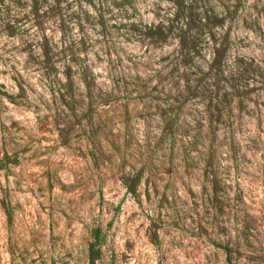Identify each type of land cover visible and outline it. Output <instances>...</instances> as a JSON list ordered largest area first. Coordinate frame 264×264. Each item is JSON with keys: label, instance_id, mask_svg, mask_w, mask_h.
<instances>
[{"label": "rangeland", "instance_id": "rangeland-1", "mask_svg": "<svg viewBox=\"0 0 264 264\" xmlns=\"http://www.w3.org/2000/svg\"><path fill=\"white\" fill-rule=\"evenodd\" d=\"M170 9L0 0V264H264V0L230 31L255 74L212 141L205 101L173 96L202 65L135 36Z\"/></svg>", "mask_w": 264, "mask_h": 264}, {"label": "trees", "instance_id": "trees-1", "mask_svg": "<svg viewBox=\"0 0 264 264\" xmlns=\"http://www.w3.org/2000/svg\"><path fill=\"white\" fill-rule=\"evenodd\" d=\"M31 1L37 4L39 0ZM169 1L172 10L170 15L163 17L164 21H159L157 24H145L135 36L138 41L159 47L176 41L173 54L175 65H202L198 67V71L207 77V83L203 87L176 84L173 96L178 100L190 95L205 101L204 113L208 124L205 136L212 141L218 136L215 126L226 122V116L232 109L231 103L235 101L236 104H242L244 98L242 85L246 87L249 75L255 74V70L249 69L252 65H256L253 60L239 55H235L230 60L228 56V50L232 45L230 31L244 15L239 10L242 0ZM241 21L242 25L244 20ZM260 65H264V55ZM70 85L74 86V82L71 81ZM142 90L145 92L146 86L143 85ZM114 92V89H110L96 95L92 85L86 83L84 93L83 91L81 93L92 99L98 96L110 97ZM140 181L141 177L138 174L133 176L127 174L122 178L126 193L135 200L138 198L137 188ZM244 231L245 229L241 233ZM98 244L99 236L92 244L91 251ZM94 262L95 258H90V264Z\"/></svg>", "mask_w": 264, "mask_h": 264}]
</instances>
